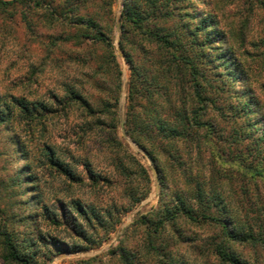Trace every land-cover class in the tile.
I'll use <instances>...</instances> for the list:
<instances>
[{"label": "rangeland", "instance_id": "obj_1", "mask_svg": "<svg viewBox=\"0 0 264 264\" xmlns=\"http://www.w3.org/2000/svg\"><path fill=\"white\" fill-rule=\"evenodd\" d=\"M54 1L60 3L62 0ZM121 2L115 0L112 7L115 21L113 45L121 70L117 105L119 128L114 133L109 115L103 114V103L115 90V82L112 77L97 73L98 57L103 53V46L91 41L82 44L53 41V37L62 30L41 11H26L29 26L20 13L10 19L0 12V94L14 95L28 102H43L53 109V112L33 122L13 118L8 123H0V226L7 223L18 240L28 237L35 240L42 237L48 242L56 240L57 247L53 244L45 247L38 243L39 264H125L121 258L122 252L128 255V264H217L205 247L211 236L216 234L215 229L178 220L175 226H167L165 233L160 235L153 234L154 226L145 227L140 223L143 216L156 209L163 191L159 188L156 169L147 154L120 128V115L124 127L130 78L128 64L118 45ZM193 4L200 17H215L214 20L219 22L217 32L222 30L228 38L227 44L222 43V49L228 50V46L232 45L246 81L245 84L236 83L232 88L228 80L219 75L223 71V64H213L214 67L209 64L205 69H200L201 76H196L193 85L189 76L184 77L182 97L188 104L196 92L199 93L203 99L200 102L204 112L202 120L213 124L216 132H228V107L238 102L234 89L239 90L243 85L251 88L264 107V0H193ZM88 8L89 11L94 9ZM192 9L189 11L192 12ZM209 30H213L211 25ZM217 37L215 41L224 40L221 36ZM218 51L210 50L209 53L218 54ZM141 59L137 60L140 64L143 62ZM227 60L233 62L230 56ZM66 87H73L89 101L94 109V118L99 120L98 126L87 128L90 118L79 106L61 109L62 106L55 102V96L59 99L65 97ZM115 135L124 150L146 169L150 191L130 211L120 215L114 231L107 232L95 223L91 226L86 224L71 205L79 202L93 206L101 214L105 210L113 211L115 207L126 206L125 178L114 171L113 143L107 139ZM45 146L52 147L56 157L80 176L81 181L73 182L49 165L44 156ZM221 148L223 143L219 141L210 146L215 154L213 159H217L216 166L227 168L234 175L232 181H224V190L252 194V182L242 180L230 159L225 162L218 157L220 153L217 150ZM208 155L209 150L204 155L205 163ZM161 160L165 168L172 165L168 158L161 157ZM186 166H192V175L198 170H204V173L206 170L196 159L194 163L192 160L187 162ZM173 167V173H168L175 188L190 194L192 185L188 187L184 183L176 163ZM88 170L94 175L92 180L88 178ZM138 173L131 175L130 179L132 187L142 189L145 181ZM257 188L264 197V185L258 183ZM238 198L245 208L256 202L252 198L249 204L246 199ZM44 207L56 210L58 214L65 209L67 215L69 212L73 214L79 226L73 229L71 220L68 223L60 221L59 225L51 224L43 217ZM69 208L72 212L68 211ZM30 214H39L36 222L21 219ZM147 233L153 234L155 246L163 248L162 252L157 254L148 249ZM83 234L100 244H87ZM64 247L69 250H64ZM231 248L248 264H255V260H258V264H264L260 249L254 254L247 244L235 243ZM0 264H3L1 258Z\"/></svg>", "mask_w": 264, "mask_h": 264}, {"label": "trees", "instance_id": "obj_2", "mask_svg": "<svg viewBox=\"0 0 264 264\" xmlns=\"http://www.w3.org/2000/svg\"><path fill=\"white\" fill-rule=\"evenodd\" d=\"M114 2L115 0H62L60 3H55L54 0H0L1 13L7 14L10 19L20 13L26 25V11H41L47 15L62 30L53 37V41H75L76 44L91 41L103 46V53L98 57L97 73L102 72L115 82V90L103 103V114L109 115L113 133L119 128L117 105L121 77L112 37L115 23L112 16ZM193 5V0L121 2L118 45L130 70L124 132L147 154L156 169L159 188L163 191L156 209L143 216L140 223L145 227L154 226L153 234L160 235L165 233L167 226H175L178 220L206 225L216 230L205 247L217 264H248L231 247L235 243L247 244L254 254L260 249L264 256V197L258 193L257 188L258 183L264 185V107L251 88L243 85L239 90L234 89V97L238 102L228 107L230 129L224 133L218 130L217 133L213 124L202 120L204 112L200 105L203 100L200 94L196 92L188 104L182 97L184 77L189 76L193 85L196 76H201L200 69H205L209 64L213 67V64H223V71L219 75L228 80L232 88L234 84H245L246 81L232 45L228 46V50L222 49V43L227 44L228 38L222 30L217 32L219 22L214 20L215 17H212L213 20L206 16L200 17ZM88 7L94 9L89 11ZM191 8L192 12L189 11ZM210 25L213 30H209ZM217 36L224 40L215 41ZM210 50L219 51L218 54H210ZM228 55L233 62L227 60ZM140 57L142 64L137 61ZM230 64L233 65L232 69ZM194 86L197 84L194 83ZM53 99L62 106L61 109L76 105L82 108L90 118L87 120L88 129L100 124L94 118V109L89 101L73 87H66L64 98L55 96ZM51 112V106L43 102H28L14 95L0 94V123H8L13 118L29 123ZM107 139L113 143L114 171L125 178L126 206L115 207L113 211L105 210L104 214L97 212L93 206L79 202L72 204L71 208L89 226L95 223L107 232H112L119 223L120 215L146 198L150 191V180L146 169L124 150L116 135ZM216 141L223 143V148L217 150L220 153L218 157L225 162L230 159L242 180L252 182L253 196L245 191L238 194L224 190V181H232L234 175L227 168L216 166L217 159H213L215 154L210 149ZM45 150L46 161L57 172L73 182L81 181L80 176L56 157L52 147L45 146ZM208 150L210 155L205 157V163L204 155ZM161 157L170 159L172 165L169 168L163 167ZM195 159L203 164L205 173L204 170H198L195 175L190 173L193 172L192 166H186L187 162L192 160L194 163ZM175 163L184 183L188 187L192 185L190 194L175 188L174 181L169 178L168 172L173 173ZM137 171L145 181L142 189L132 187L130 176ZM88 173V178L92 180L93 173L90 170ZM238 195L241 199H246V203L250 204L248 201L253 198L259 205L254 202L245 208L237 200ZM64 211L65 209L58 214L56 210L44 207L43 217L55 225H59L60 221L68 223L71 220L73 229H77L79 224L76 225V218ZM68 211H71L70 208ZM37 216L39 214H30L21 219L36 222ZM153 234L147 233V246L158 254L163 248L155 246ZM83 237L87 244H100L85 234ZM28 238L18 240L7 223L0 226V258L3 264H39L38 243L45 247L49 244L57 247L56 240L48 242L42 237L36 240ZM64 250L69 249L64 247ZM121 258L128 264L126 252L121 253ZM255 261L258 264V260Z\"/></svg>", "mask_w": 264, "mask_h": 264}, {"label": "water", "instance_id": "obj_3", "mask_svg": "<svg viewBox=\"0 0 264 264\" xmlns=\"http://www.w3.org/2000/svg\"><path fill=\"white\" fill-rule=\"evenodd\" d=\"M119 119H120V128H121V131L124 132L123 120L121 118V115L119 116Z\"/></svg>", "mask_w": 264, "mask_h": 264}]
</instances>
